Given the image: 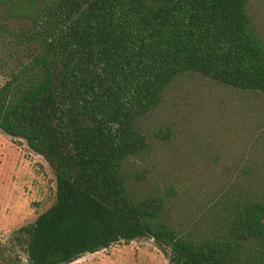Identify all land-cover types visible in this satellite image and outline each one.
I'll return each instance as SVG.
<instances>
[{
  "label": "trees",
  "instance_id": "1",
  "mask_svg": "<svg viewBox=\"0 0 264 264\" xmlns=\"http://www.w3.org/2000/svg\"><path fill=\"white\" fill-rule=\"evenodd\" d=\"M250 1L0 0V131L55 176L53 203L13 238L26 264L143 238L168 264H264V136L206 163L191 201L149 169L170 127L143 126L185 74L253 96L264 126Z\"/></svg>",
  "mask_w": 264,
  "mask_h": 264
},
{
  "label": "rangeland",
  "instance_id": "2",
  "mask_svg": "<svg viewBox=\"0 0 264 264\" xmlns=\"http://www.w3.org/2000/svg\"><path fill=\"white\" fill-rule=\"evenodd\" d=\"M249 13L264 35V0H251ZM2 81L0 75V85ZM252 100L253 96L195 74L178 77L143 121L147 130L165 124L172 134L168 146H156L151 153L150 171L193 201L196 191L209 183L206 163L219 156V165L225 163L264 136L259 131L263 121L249 105ZM54 198L55 176L47 161L25 141L14 142L0 131V264H26L14 235L33 223ZM69 264H168V257L143 238L84 254Z\"/></svg>",
  "mask_w": 264,
  "mask_h": 264
},
{
  "label": "flooded vegetation",
  "instance_id": "3",
  "mask_svg": "<svg viewBox=\"0 0 264 264\" xmlns=\"http://www.w3.org/2000/svg\"><path fill=\"white\" fill-rule=\"evenodd\" d=\"M19 245V244H18ZM20 246V245H19ZM21 247V246H20ZM8 261H9V259H8ZM8 261H7V263H8Z\"/></svg>",
  "mask_w": 264,
  "mask_h": 264
}]
</instances>
